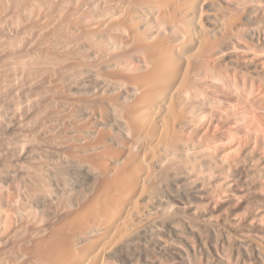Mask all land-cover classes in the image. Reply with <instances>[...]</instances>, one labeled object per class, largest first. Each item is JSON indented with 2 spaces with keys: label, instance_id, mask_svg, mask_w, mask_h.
<instances>
[{
  "label": "bare ground",
  "instance_id": "6f19581e",
  "mask_svg": "<svg viewBox=\"0 0 264 264\" xmlns=\"http://www.w3.org/2000/svg\"><path fill=\"white\" fill-rule=\"evenodd\" d=\"M72 2V0H11V3L7 2V7H3L6 3L4 5L1 3L3 7L1 9L3 24H1V21L0 25H4V27L8 26L9 29L11 28L15 30V32L19 27H23L26 30L34 26L37 28V30L33 28L34 31H37L34 33H36L37 36L43 35L45 37L43 39V36H41L42 39L41 41L38 40L37 44L32 43V46L33 44L34 47L36 45L35 49H38L36 51H39V54L36 53L38 54L37 56L35 51L34 53L32 52V54H34L33 56H36V58H31V55H29L30 57L28 56L26 52L27 48L21 47L25 49L23 51L26 52V56L23 54L25 53L23 51L21 53L18 52L20 56L17 51L14 52V50H12V53L14 52L17 54H12L15 56V60L13 59L14 56L12 57V60L15 61V69L12 68V70H14L11 72L14 74L17 73L15 72L16 70L20 69L24 73V68L26 67V71L29 69L27 73L30 77L29 71L34 73V70H37L35 67L41 66L40 68L45 67V70L49 69L46 72H49V74L52 73L51 75H53L50 76L51 79L48 77L49 80L47 83L45 82L46 84L44 83V89H42V85V87H39L43 90L41 93H39L40 91L38 89V83L40 84L39 80H37V86L35 85L38 91L33 92L34 90L32 88V94L26 91L29 93H27L28 95L24 94L26 92H21L27 88L23 89L22 85L18 84L23 90H20L19 87L20 92L18 89L15 90H17L16 93H18L19 96L21 95V98H16L13 102L15 103V108L19 107L16 106L18 102L21 104V107L24 104L25 106L27 105L25 109L27 107L31 109V106H34V112L30 115L34 117L35 120L30 116L32 121L34 120V123L32 122L30 125L27 121L26 124H28V127L37 126L35 121H39L40 124L38 125L41 128L48 127L46 128L48 130L44 128L45 131H48L46 136L41 135L44 132L43 129V132L40 134L44 137L42 138L44 139L43 142H41L42 140H38V138L37 141L41 142V145L43 143L44 153H46L50 160L49 164V160L47 161V168L49 167L51 172L53 171L54 173H51L52 177H50V179L46 178V175H41L42 172H44L43 168H41V174L39 172L41 176L36 173L30 177L29 173L33 167L31 163L28 164L29 166H25L23 163V166L17 164L16 160V162L14 161L17 164H15V166H17V170L20 174L15 171L16 168H13V171L19 175H17L19 178H21V173L25 174V176H21L25 179H23L22 182L25 183L23 187H26L27 190L23 192L21 189L22 194L20 193L17 196L18 198L16 197L17 199L15 198V200L12 199L2 204L3 210L5 212L7 211L6 213L2 211L6 216L4 221L10 218L12 222L7 221V224H11H4L5 226L0 223V264H99V262H102V259L100 261V257L103 253H107V251H110L112 248L115 249L116 239L119 237L121 238L122 234L126 231L131 232L132 230L133 232L137 227L138 229L140 228L139 224L141 219L144 218L143 214L145 212H142L143 214L140 212V203L147 198L145 194L148 196V194L151 195L152 192L146 193L147 189L148 191L153 189L154 187L150 186L155 185V182H159L158 180L162 174L172 169L171 167L175 165V162L177 163L179 160L181 161V159H185L189 155L192 156V153H194L193 151L198 153L195 146L194 148L196 150H193L188 147V143L186 146V142L183 144L184 141H181V137H177L178 130L176 129L177 126L179 127V122L181 123L184 121H180L183 118V110H181L183 104H180L181 101L178 99H182V97L187 94L185 90L186 86H190L188 82L190 69L194 61L198 58L199 50L210 41L209 38L211 37V33L220 30V27L216 26L217 28H214L216 31L211 32L202 26L198 5L199 0H184L183 2L179 0H74V2ZM28 29L27 32H29ZM21 32L20 30V33ZM1 33H5V31ZM17 33L19 37H21V34L22 36L26 35L24 34L25 32L20 34L18 31ZM17 33L13 35L15 36ZM3 35L5 38L6 35L2 34L1 36ZM257 35V32L253 33L254 37ZM10 37L8 36L7 40H9ZM11 38L12 42L10 46L15 43L13 42V37ZM19 39H23V37ZM7 40L5 39L6 45L3 44L5 49L6 46L7 48H11L9 46L11 39L9 43ZM31 42H27V45H30ZM17 44L19 43L15 45ZM21 48H18L19 51ZM28 48L30 50V47ZM2 50L4 51V48H2ZM7 51L11 53V50H5L3 53ZM8 53L6 54L9 57L10 53L9 55ZM29 54H31V52ZM12 55H10V57ZM17 55L19 57L16 58ZM6 57L3 59H6ZM8 57L7 61H11L10 57ZM127 57L136 58L135 60H137L139 65L136 68H132L130 65L128 67L126 64L129 58ZM126 58L127 61H125ZM5 61L6 60H2V62ZM12 62L8 64L5 62L7 65H0L2 68L1 73L5 71L8 72L9 69H4H7L8 65L9 67H13L14 63L12 65ZM125 62L127 63L125 64ZM32 66H35L34 70ZM260 69L261 71L259 73L264 76V67ZM26 71L24 77H27L25 76ZM11 72L6 74H10L11 76ZM5 73L3 75L0 74L2 75L1 77H4ZM20 73L16 74L19 78L21 77V79H16H19L18 81H21L23 77ZM32 73L30 78L32 79L33 77V80L36 81L35 79L39 77L34 79L35 75L32 76ZM36 73L37 76L40 75H38L39 72L36 71ZM7 75L4 77L5 79L2 78L3 81H1L2 79L0 80V90L2 92L5 91L3 94L0 92V112L1 108L7 105L4 103L8 102L7 98L9 95H13V93H11L12 89L14 91V88H16L15 85L17 84L12 82V80H15L14 77V79H12V77L10 79V76L7 78ZM6 78L11 80L10 82L7 80V84H12L14 88L10 87L12 85L7 86V84L2 83L4 80L6 82ZM30 78L23 79L24 81L27 80V82H25L28 84L25 82L20 83L25 84L24 86H28L32 81ZM16 80L14 82H16ZM45 80L47 81V79ZM43 82H41V84ZM8 87H10L11 90H6ZM32 87L34 86L32 85ZM196 98L197 97L194 99ZM17 99H19V101ZM21 100L23 101L22 103L20 102ZM38 101H41V104ZM35 103L36 105H34ZM10 106L11 105L5 106V108L9 107L7 111L11 110ZM14 107L12 106V109H14ZM191 107L193 108V106ZM21 109L25 112L22 113L20 108H16L17 113L14 110L13 114H19L18 111L20 110L24 115L28 110ZM7 111L6 113L4 111L2 112L5 118L6 115H13L9 113L12 111ZM0 115L2 116L1 113ZM3 118L4 117H2V120ZM41 125L45 126L42 127ZM31 127L30 129H32ZM2 128L3 127H1V130ZM38 129L40 130V128L37 127V130ZM37 130L35 133L38 132L39 135L41 130ZM0 133L2 134V132ZM25 133L24 135L27 134ZM45 133L46 132H44V134ZM20 135L22 134H19V136ZM19 136H16L18 137L17 139H19ZM24 137L25 136L20 138V140L24 139L21 140L22 142L19 140V142L15 144L19 145L20 142H27L28 136H26V138ZM29 141L30 140H28L27 143H29ZM23 144L20 145L22 146ZM30 145L32 146V143ZM197 148L200 147L198 146ZM27 150L30 152L31 150L34 151L35 148ZM21 151H24V148L21 149ZM33 151L30 153H33ZM20 155H18V157ZM29 156H31V154ZM47 156H45V158ZM26 157H28L27 152L25 158ZM32 157L30 159L31 161L35 159ZM204 157L205 156H203V158ZM38 158L41 157L38 156ZM45 160H47V158ZM206 160H208V157ZM19 162L22 163V161H18V163ZM38 162H36V160L33 161V165ZM40 163H38L39 166H41L42 163L45 164V161ZM189 163L191 165V162L187 164ZM210 164L212 165V163ZM37 166H35L36 169L40 171V168ZM195 166L196 165L193 164V167ZM176 167L177 166H175V168ZM2 168L0 169L2 170ZM199 169L202 168L199 167ZM4 170L6 173V169ZM34 170L31 172H34ZM179 170L182 169L179 168ZM197 170L198 169H196V171ZM196 171H194V174ZM46 172L48 171L46 170ZM13 173L14 172L11 174ZM26 173H28L29 176ZM57 173H60V175L61 173L67 174V176L69 175V182L64 181L61 178L62 176L59 177ZM5 176L3 178H5ZM7 176L10 179L11 175ZM0 177L2 178L1 175ZM16 178L14 177V180H12L14 183H17L15 182ZM185 178L186 177H184V179ZM6 179L8 178L6 177L5 180ZM185 180L187 181V179ZM5 183L8 184V181ZM11 184L9 185L11 186ZM18 184L20 183L18 182ZM17 187H19V185ZM12 190L14 189L12 188ZM9 193H11V191ZM200 194H197L198 197L204 199L205 194H201L202 196ZM171 198L173 197L171 196ZM181 199L182 198H173L175 202L171 201L172 206L168 205L170 203L167 200V205L171 209L170 211H163L164 207L162 208L163 210L158 209L157 211H163L164 213L162 212V214L166 215L165 212L169 214L174 208L180 209L183 212H191L193 214L199 213L202 215L200 217H204L203 219H206V221H215L216 223L222 222L226 225H233V227L243 221V226L248 227L250 229L248 230L250 232L252 231L251 233L255 232L254 234L258 241L264 245V212L262 208H260L261 210L257 208L254 212H252V210V213L247 215L244 212V214H242L241 211H238L243 215L242 216L238 215L235 202L227 203V201L224 203L225 200L224 202H216L211 197V199L209 198L204 202V207L201 205L203 208H200L201 206L198 207L199 205L187 206L185 203L189 204L187 203L188 200L185 202L184 199H182V202ZM228 199L229 201H233L230 200V198ZM24 200L27 203H31L30 205H33L37 217L28 212V207L18 205L20 202L24 203ZM196 204L197 203H195V205ZM4 206L5 209L9 208L11 214L7 209H4ZM157 206L160 205L158 204ZM169 208L167 207V209ZM152 210L154 211L155 209ZM148 211L150 213V208ZM148 211L146 212V216L149 214ZM168 214L167 216L170 215ZM8 215H10L9 218H7ZM0 222H2V220ZM189 223L190 222H188V224ZM153 224L150 225L152 228L154 227ZM151 227H149L151 230L149 231L147 228V232L145 233H148V231L150 232L148 236L150 240H153L157 245L156 247H158L160 251L158 256H160L161 253L165 264H207L200 261V257L199 260H192L193 257L188 251L186 252L181 249L183 246L180 247L177 244L178 241L175 242L176 240L172 239V234H178L175 231H172V233L169 231L167 234H165V232L164 234L166 237L164 236L162 238L161 233L157 234L154 230V232H152ZM156 227V229H161L158 226ZM164 227L162 229H164ZM253 240L254 239L249 240L243 238V240H240V246L243 249L246 246L249 248L248 245L251 243L256 244ZM144 241L146 240L144 239ZM117 242L119 241L117 240ZM152 243L153 242H151V245L154 246L153 248L155 250V244ZM146 244L145 247L148 246H146ZM262 245L256 244L253 246L255 247V252L253 254L246 253L248 256L247 263H242L264 264V249L260 247ZM250 250L252 249L249 248L248 251L250 252ZM231 257L234 259V256ZM232 261L230 258L227 259L224 255L216 253L215 262L213 260L211 262H214L213 264H232ZM238 263H240V261Z\"/></svg>",
  "mask_w": 264,
  "mask_h": 264
},
{
  "label": "rangeland",
  "instance_id": "374dc122",
  "mask_svg": "<svg viewBox=\"0 0 264 264\" xmlns=\"http://www.w3.org/2000/svg\"><path fill=\"white\" fill-rule=\"evenodd\" d=\"M9 1L8 0L7 1L6 0H4V1L0 0V18H1L0 22L2 21L1 24H3L2 15H1L2 10L1 9L3 7H7L6 5L8 3H11V0H9ZM66 1H68V0H66ZM69 1H71V0H69ZM72 1L74 2V0H72ZM179 1L183 2L184 0H179ZM1 3H3V5L5 3L6 4L2 7ZM198 5H199V10H200L199 13H200V21H201L202 26L206 30H209L211 32L216 31V30H214V28L216 29L217 27H220V30H218L217 32L211 33V37L209 38L210 41L207 42L208 44L205 45L206 47L203 46L204 48L202 47L199 50L198 58L196 59V61H194V64H193L192 68L190 69V73L192 72L191 74L189 73L188 82H189L190 86H186V90H189V91L185 90V93L187 92V94L184 93L185 94L184 97H186L187 99L184 97H182V99H178L179 101H181V103L179 101L178 102L180 104H183L181 107V110H183L182 111V113H183L182 117L183 118L180 121H183V120L184 121L181 123L179 122V124H178L179 127L177 126L176 130H178L177 131V137H179V138L181 137L180 138L181 141H184L183 144L186 142L185 143V146H186V144L188 143L189 144V145L187 144L188 147L193 149V150L197 149L199 154L197 152H196L197 153L196 154L195 151H193L194 153H192V156L189 155L187 157L188 159L183 158V159H181V161L179 160L177 163L175 162L174 163L175 165L171 167L172 169L165 171V173L167 172L166 174L165 173L162 174L161 177L163 179L160 177L158 180L159 182H155L154 183L155 185L150 186V187H154L153 189L148 187L151 190L148 191V189H147L146 193H150L151 191L152 192H151V195L148 194L149 199H148V196H146V194H145V197H147V198H145V200H143L142 203H140V208H141L140 212L142 213L145 211L144 214L142 213L144 218L141 216L143 219H141L142 223L140 222V224H139L140 228L138 229V227H137V229H135L136 231L133 230V232L131 230L132 233L130 231H126L129 234H127L125 232L126 235L124 233V234H122L121 238L119 237L118 239H116L115 240V244H116L115 249L112 248L110 251H107L108 254L105 252L106 255L103 253L100 257V261L102 259V262H99V264H151V263L152 264H162V262H163V264H165L164 259L161 256V253H160L161 257L158 256L160 251L158 250V247H156L157 245L154 243L153 240H150V238L148 236V234L150 233L149 231L151 230L149 227H151L150 225H152L153 223H154L153 226L155 228L151 227L152 232L155 231V233H157V234L161 233V237L163 238L164 236L166 237L165 234L169 233V231L171 233H172V231H175L178 234H172V237H173L172 239L173 240L175 239L176 240L175 242L178 241L179 243L177 242V244L180 247L183 246V247H181V249L185 250L186 252L188 251V253L193 257L192 260H195V259L199 260V257H200V261H203L204 263H207V264H213L215 262L216 253H220V254L224 255L227 259L230 258L231 261L234 260V261H232V264H234V263L235 264H243L244 262L247 261L248 256L246 253L253 254L255 252V250H254L255 247H253V246H255L256 244L262 245L260 243V241H258V239L256 238V236L254 234L255 232L251 233L252 231L250 232L249 231L250 229L248 227L243 226L244 225L243 221L234 225V227H233V225H226V224H223L222 222L216 223L215 221L214 222L208 221V220L206 221V219H203L204 217L203 218L200 217L202 215L199 213L193 214L191 212H183L180 209L174 208V210L171 213H169L170 215L168 213H166L167 210L168 211L171 210L168 206V205L172 206L171 201L175 202L173 200V198H175V199L182 198V199H184L185 202H187V200H188L187 203H189V204L185 203V205H187V206H198L199 205L198 207H200L201 205H203V207H204V204H205L204 202L209 198L211 199V197L216 202H218V201L224 202V200H225L224 203H226L227 201H228L227 203L235 202L237 212L241 211L242 214H244V213L246 215L251 214L257 208H259V209L262 208V211L264 212V76L259 73L261 71L260 68L264 67V0H201V1L199 0ZM28 27H31V26L29 25ZM31 28L32 29L34 28L37 30V28H35L34 26H32ZM31 28H29V29L27 28L29 31V32H27V29L25 30V28L19 27L16 29L17 31L15 32V30H13L11 28L9 29L8 26L4 27V25H0V34L6 35L5 38H4V35L3 36L0 35V48H1L0 51H2V52H0V58H1L0 65L1 66L7 65L8 63L12 62L13 61L12 57L14 55H16L18 52L21 53L23 50H25L22 48H27L28 51L26 50V52H27L28 56L31 55V58H33V57L36 58V56L39 54V51H36L38 49H35L36 45L34 47V44H37L38 40L41 41V39L42 38L44 39L45 37L43 35L37 36L36 33H34L37 31L36 30L34 31V29L32 30ZM7 29H8V31H7ZM3 30L5 31V33H1V32H4ZM20 30L22 31L21 33L25 32L24 34H26V35L22 36V34L20 33ZM12 31H14V32H12ZM18 31L21 34V37H19V34L17 33ZM254 32H257V34H258L256 37L253 36ZM9 33H11V34H9ZM15 33H17L18 36L17 35L14 36L13 34H15ZM7 35L9 37L10 36L13 37V40H14L13 42H15V43L12 46H10L11 42H12V38L11 37L9 38V40L11 39L10 43H9V40H7L8 39ZM41 36H43V37L41 38ZM22 37H23V39H19ZM5 39L8 41L9 46L12 49L9 47L7 48V46L5 49V46L3 45V44L6 45ZM29 39H30V42L31 41L32 42L30 45H27V42L30 43ZM19 40H20V42H19ZM16 43H19V44L15 45ZM32 43H34L33 46H32ZM16 46L18 48L22 47L21 48L22 50L20 49V51H19V49ZM28 47H30V50ZM33 47H34V49H33ZM2 48H4V51L2 50ZM14 48L15 49L17 48V49L15 50ZM5 50H11V53H10V51L6 52V53L9 52L10 55L14 54L10 57V55L8 53L11 61H7L8 56L6 53H3V52H5ZM12 50H14V52L17 51V53H14V52L12 53ZM34 51H35V54L38 53V54H36V56H33L34 54H32V52L34 53ZM23 52H25V51H23ZM26 52L23 54L25 55ZM30 52H31V54H29ZM20 53H18V54L20 55ZM4 57H6V59H3ZM17 57H19V56L17 55L16 58ZM227 57H229V58H227ZM127 58H129V57H127ZM127 58L125 59V61H127ZM133 58L130 57L129 60L127 61L128 63L125 62V64L127 63L126 65L128 67L130 65V67L132 66V68H136L139 64H138L137 60H135L136 58H134V59ZM13 59L15 60V56L13 57ZM2 60L3 61L6 60L5 62H7V64L5 62H2ZM259 61L261 62V64ZM13 63H14V65H13ZM12 65H13V67H9V65H8V67L6 66L7 69L4 66V68H5L4 70L9 69L10 71L8 70V72L13 71L15 69L14 68L15 67V61L12 62ZM32 67H33L32 69L34 70L35 66H32ZM40 67L39 66L37 68L35 67V69H37V70H34V73H36V71L39 72L38 73V75L40 74L39 76H37V73L34 74L31 71H29L30 77H31V73H32V76L35 75L34 79L36 77H39V78L41 77L40 79L39 78L35 79L36 81L33 80V77H32V79L29 77V74L27 73V71L29 69L26 71L27 68L26 67H25L26 69L24 68V73L26 71V74H28V75L25 74V76L29 77L32 80V81L30 80L31 82L28 85V86L31 85L30 86L31 89L27 85L24 86L25 84L20 83V82L24 83L25 81L27 82V80H25V81L23 80L24 78L29 79L27 77H24V73L20 69H18L19 71L18 70L15 71V72H17V73H14L15 75L13 74V72H11V76H10V74L9 75L6 74V73H8L6 71H5L6 73L5 72L1 73L2 68L0 67V69H1L0 74L3 75L5 73V76L7 75V78H9L8 76H10V79L12 77V79L15 78V80H16L17 78H19V76L18 75L16 76V74H19L20 72H22L23 74L20 73V75H22L24 78L22 77L21 81H18L19 79H21V77L18 80H16V82H14L15 80H12L13 83H15V84L17 83L16 85H18V84L22 85L23 89L29 88L28 90L25 89L24 91H21V92L28 91V92H30V94H32L33 90H34L33 92H37L39 89V91H40L39 93H41V92H43L42 89L45 88L44 85L48 82L50 76H53V75H51L52 73L49 74V72H46L49 69L45 70L46 69L45 67L44 68H40ZM12 68H14V69L12 70ZM2 75H0V80L5 77V76L1 77ZM7 78H6V82L4 80V82H2V83L7 84L8 82L11 81L10 79H7ZM43 79L44 80L47 79V81L46 80L44 81ZM7 80H8V82H7ZM37 80H39V82H40V84L38 83V89L36 87L37 82H38ZM41 80H43L44 82ZM1 81H3V79ZM1 81H0V84H1ZM35 82H36V84H35ZM41 82H43V83L41 84ZM26 84H28V83H26ZM10 85H12V84H10ZM10 85L7 84V86H10ZM16 85H15L16 88H14L13 85L10 86L11 88L12 87L14 88L15 92L12 89L11 93H13V95H9V97L7 98L8 102L4 103L7 105H4L1 108V112H0L2 114V116L0 115V117H1L0 118V120H1L0 124L2 123L0 125V132H2V134L0 133V135H1L0 136V138H1L0 139V168L5 167L4 169H6V173H5V170L3 168H2L3 171L0 169V172H1L0 175L2 176V178L0 177V180L3 181V182L0 181V190H1L0 191V198L2 197L0 199V204H1L0 205V221L2 220V222H0V223L2 225H4V224L9 225L11 223H9V224H7V223L12 222L9 218L10 215H8V217H7V218H9V219H7L8 222L4 221V218H6V216L4 214L7 211L5 212L3 210L2 204L8 202L9 200L11 201L12 199L15 200V198L20 193L22 194V190H23V192H24V190L25 191L27 190L26 187H23L25 183L22 182V180L24 179V177H22V176H25V174L21 173L22 176L20 175V177L22 179L19 178L18 177L19 175L17 174L19 172H18L17 166H15V164L17 163V164L23 165V166L25 164V166H29L28 164L31 163V165L33 166L32 169L30 168L31 171H33L34 169L35 170H34V172L30 171V173H29L30 177H31V175L33 176V174H36V173L39 175V172L41 174V172H42L41 168H43V170H44V172H42L41 175H43V176L46 175L45 176L46 178L50 179V177H52L51 173L53 172V171L51 172V169L48 167L50 170V172H49V170L47 168L48 165H46V164H47V161L49 160V158L46 155V153H44L43 143L41 145V142H43V140H44V139H42L44 137H42L41 135H45V136L47 135L48 131H45L44 128L46 129L48 127H44L45 125H41L44 128L39 127V125H38V124H40L39 121L38 122L35 121V124H37V126L35 124H33L36 127L30 126L31 123L35 120V118L30 115V114H33L32 112H34L35 108H34V106H31L33 108V110H32V108L30 109L28 107L25 109V107L27 105L25 106L24 103H23L24 105L22 104L23 105L22 107L20 106L21 104H19L18 101L21 98L20 97L21 95L19 96L18 93H16L17 90H15V89H18V90H19V88H20V90H23V89H21V86H19V85L16 86ZM32 85L37 90L34 87H32ZM40 86L42 87V89L39 88ZM10 87H8L6 90H11ZM187 87H189V88H187ZM32 88H33V90H32ZM20 90H19V92H20ZM0 92L3 94V92H5V91L2 92L0 90ZM6 92H9V91H6ZM28 92H26L24 94H27ZM11 93H9V94H11ZM19 94H22V93H19ZM188 94H190V95H188ZM15 95H16V97H15ZM27 95H25V96H27ZM187 96L189 97V99ZM191 96H192V98H191ZM193 97L194 98L197 97V98L194 99ZM0 98H1V94H0ZM16 98H19V99H17L18 101H16V102H18V103H16V106H19V107H16V108H18V109L20 108V110H22L21 108H23L24 110L28 109L27 112L24 114L27 116H24L22 114L25 112L23 110H22V113L20 110L19 111L17 110L19 112V114H16L17 113L16 108L14 107L15 103L13 102V101H15L14 99H16ZM190 98H191V100H190ZM9 99H10L11 104L9 103ZM11 99H13V100H11ZM183 101L184 102L186 101V102L184 103ZM20 102L22 103L23 101L21 100ZM38 102H40V104H41V101H38ZM201 103H202V105H201ZM8 105H11L10 106L11 110H9V111H12V112L7 111L9 107L5 108V106H8ZM34 105H36V103ZM12 106L14 107V109H12ZM191 106H193V108ZM3 108H5V109H3ZM2 109L5 113L7 111V112L13 114L14 110L16 113L13 115L10 114V116L6 115V118H5L4 113H2L3 112ZM28 111L31 113H29ZM9 113H7V114H9ZM30 116L32 119L34 118L33 121L30 118ZM2 117H4L5 119L3 118V120H2ZM25 117H27V118H25ZM7 121H8V123H7ZM27 121H28V124H30L29 126L32 129H30V127H28V124H26ZM1 127H3L4 129L2 128V130H1ZM37 127L40 128L41 131L39 129L37 130ZM33 128L35 129V131L36 130L40 131L39 135H38V132L35 133ZM42 129L44 130V132H46L45 134L42 131ZM46 130H48V129H46ZM25 131H26V133L29 131L30 132L26 134ZM41 132H43V134H41ZM24 133L26 135H24ZM183 133H184V135H183ZM19 134H22V135L19 136ZM30 135L34 139H32L30 137ZM16 136H19V139H17L18 137H16ZM23 136H25L24 138H26V136H28L27 142H28V140H30L29 143H27L25 141L23 142L24 144L27 143V144H25L27 147L23 143H21L22 142L21 140H24V139L20 140V138H23ZM33 136H35V137H33ZM29 138H31V139H29ZM37 138H38V140H40V141L42 140V141L38 142ZM188 139H189V142H188ZM19 140L21 141L19 143V145L23 144L22 146L15 144V143L19 142ZM31 140H32V142H31ZM31 143H32V146L30 145ZM10 146H12V147H10ZM29 146H30V148H29ZM38 146L42 147V148H39ZM194 146L196 149L194 148ZM198 146L200 148H197ZM6 147H9V148H6ZM32 147L35 148V150L37 147L38 148L36 151L34 150L35 152L33 150H31L30 152L33 151V153H30L29 150H27V149H33ZM20 148L21 149L24 148V151H21ZM199 150H200V152L202 150L201 154H200ZM26 152H27L28 157L25 158ZM19 153L22 155H20ZM43 153H44V155H43ZM30 154H31V156H29ZM18 155H20V156L18 157ZM32 156L35 158V159H33V161H35V160H36V162L39 161L38 163H40V162L42 163V161L43 162L45 161V164L40 163L42 167L39 166L38 163H34V165H33V161L30 160ZM38 156L41 158H38ZM45 156H47L46 157L47 160H45L46 159ZM203 156H205L204 158H206V159L208 157V160L204 159ZM27 159H28V161H27ZM18 161H22V163H20V162L18 163ZM24 161L25 162L27 161V162L25 163ZM182 161H184V162H182ZM13 162H14V164H13ZM188 162H191V165H190V163L187 164ZM205 162H206V164H205ZM208 162H209V164H208ZM49 163H50V160L48 161V164ZM210 163H212V165ZM2 164H3V166H2ZM180 164H181V166H180ZM193 164L196 165L195 166L196 168L193 167ZM200 164H201V166H200ZM35 166L40 168L39 169L40 171H38V169H36ZM175 166H177V167L175 168ZM209 166H211V167H209ZM7 167H9L12 171ZM199 167H201L202 169H199ZM13 168L14 169L16 168L15 171L17 173L15 171H13L14 170ZM179 168L182 170H179ZM206 168H208V169H206ZM45 169L48 172H46ZM193 169H195V170H193ZM196 169H198L197 170L198 172L196 171ZM9 170L11 173L14 172L13 173L14 175L11 174L9 172ZM199 170H201V171H199ZM7 171L9 174L7 173ZM194 171H196L197 173L195 172V174H194ZM169 172L171 175L169 174ZM211 172H212V176H211ZM220 172H221V174H220ZM173 173H174V175H173ZM6 174L9 176L11 175L12 178L10 177V179H9V177ZM26 174L29 176L28 173H26ZM48 174H50V175H48ZM63 174L64 173H61V175H60V173H57V175L59 177L62 176L61 178L64 181L69 182L70 179H68V178H70V176L69 175L67 176V174H64V175ZM41 175H39V176H41ZM185 175H187V176H185ZM198 175H200V176H198ZM4 176H5V178L7 177L8 179L5 180V178H3ZM14 177L15 178L18 177V178H16V181H15L17 183H14V181H12V180H14L13 179ZM184 177H186L185 179H187V181L184 179ZM205 177H207V178H205ZM172 178H173V180H172ZM179 178H181V179H179ZM17 179H18V181H17ZM46 180H48V179H46ZM6 181H8V184L5 183ZM10 181H12V182H10ZM18 182L20 184H18ZM11 183H13V184H11ZM9 184H11V186ZM18 185H19V187H17ZM12 188L14 190H12ZM200 188H201V191H200ZM204 188H205V190H204ZM10 191H11V193H9ZM200 192H201V194H205L204 196L206 199L205 198L201 199L198 197ZM171 196L173 198H171ZM228 198H230V200H233V201H229ZM167 200L170 204L167 203ZM189 201H191L192 203ZM236 201H237V203H236ZM182 202H183V200H182ZM195 203H197V204L195 205ZM30 204L31 203H27L25 200H24V203L23 202L18 203V205H21V206L23 205L22 207H24V206L28 207V212H30L32 215L37 217L35 210L33 209L34 208L33 205H30ZM158 204L160 206H157ZM241 205H243V206H241ZM167 207L169 209H167ZM203 207L201 206L200 208H203ZM244 207H245V209H244ZM149 208H150V213L148 211ZM4 209H5V206H4ZM6 209L9 211V208H6ZM152 209H155L156 211L155 210L153 211ZM158 209H160V210L162 209L163 211H166L165 212L166 215L162 214L163 211H157ZM2 211H4L5 213ZM147 211L149 213L148 215H150V216H148V215L146 216ZM151 211H152V213H151ZM10 212L11 211H9V213ZM239 212H238V215H242ZM154 213L155 214L157 213L156 214L157 216ZM167 214L169 216H167ZM191 214H193V215H191ZM162 215L165 217H163ZM196 215H197V218H196ZM154 217H156V218H154ZM161 217H163V218H161ZM199 217H200V219H199ZM184 219H186V220H184ZM188 222H190L191 224L190 223L188 224ZM164 225H165V227H164ZM190 225H191V229H190ZM156 226L160 227L161 229L164 227V229H162V230L156 229L157 228ZM144 227H146V228H144ZM147 228L149 231H148V233H145V232H147ZM243 229H244V231H243ZM163 230H164V232H163ZM245 230H246V232H245ZM176 235H179V236H176ZM243 238L249 239V240L254 239L253 241L256 242V244L251 243L250 245H248V247L250 249H252V250H250L251 253L248 251L249 248H247V246L244 249L240 246V244H241L240 240L241 239L243 240ZM144 239L146 241H144ZM117 240L119 242H117ZM148 240L153 242L152 244H155V250L153 248L154 246L151 245V242H149ZM144 242H146V243L148 242V243L146 244ZM145 244H146V246L147 245L148 246L145 247ZM262 246H260V247L262 249H264V245H262ZM245 249H246V251H245ZM223 252H224V254H223ZM199 253L201 254V256ZM237 254H238V256H237ZM197 255H198V257H197ZM202 256H203V258H202ZM231 256H234L233 257L234 259H232ZM212 260L214 261L213 263L211 262ZM239 261H240V263H238Z\"/></svg>",
  "mask_w": 264,
  "mask_h": 264
}]
</instances>
